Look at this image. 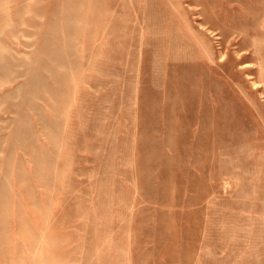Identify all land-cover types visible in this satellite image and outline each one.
<instances>
[{
    "label": "rangeland",
    "instance_id": "374dc122",
    "mask_svg": "<svg viewBox=\"0 0 264 264\" xmlns=\"http://www.w3.org/2000/svg\"><path fill=\"white\" fill-rule=\"evenodd\" d=\"M0 264H264V0H0Z\"/></svg>",
    "mask_w": 264,
    "mask_h": 264
}]
</instances>
